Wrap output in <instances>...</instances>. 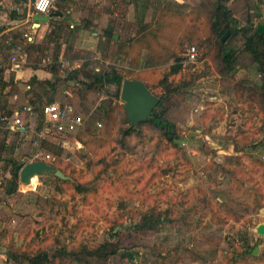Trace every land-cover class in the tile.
I'll return each mask as SVG.
<instances>
[{"label":"rangeland","instance_id":"rangeland-1","mask_svg":"<svg viewBox=\"0 0 264 264\" xmlns=\"http://www.w3.org/2000/svg\"><path fill=\"white\" fill-rule=\"evenodd\" d=\"M211 2L188 0L182 9L187 16L178 34L187 37L183 48L197 46V55L190 61L186 50L180 52L183 61L175 73L169 67L172 59L141 69L130 65L131 56L121 59L114 44L109 51L97 49L102 30L95 37L91 34L94 28L84 35H61L64 58L66 55L75 64L90 71L115 66L123 78L139 75L162 99L156 108L176 124L180 138L174 146L149 123L123 135L127 126L123 102L114 95L121 85H106L83 95L75 94L73 87L62 81L57 82L53 94L44 88V96L71 102L99 130L91 141L82 137L85 143L51 137L41 146L37 132L28 133L22 142L10 141L14 148L7 147L5 157L13 154L23 164L36 159L51 161L66 178L45 173L26 187L17 176L16 192L6 195L9 165L0 171V246L6 249L0 251V264H36L31 254L39 248L58 256L51 264H231L233 252L245 245L244 236L251 252L240 255L235 264H264V235L255 231L256 225L264 222L263 79L257 63L242 49L240 32H228L224 41L219 38L226 47L219 48L210 28ZM229 7L238 28L264 23V1L231 0ZM30 9L34 10L32 5ZM151 15L149 11L147 19ZM175 16L168 23L173 31L180 18ZM120 25L115 27L114 38L127 41L136 31L133 11ZM184 27L187 33L182 32ZM51 28L48 26L41 38L30 40L35 53L30 55L27 48L24 61L19 62L44 68L43 60L51 53L53 42L48 41L47 50L42 39ZM172 29L162 34L172 38ZM177 44L174 41L173 47L179 49ZM229 48L235 50L232 67L223 61ZM10 94L17 97V103L29 96L25 87L20 90L17 84ZM104 100H112L115 108L110 132L104 131V120L93 112ZM45 154L51 159H45ZM230 156L235 157L232 162L227 160ZM78 182L90 183L93 188L78 192L74 187ZM245 193L248 200L241 205ZM148 213L159 215L162 223L137 229L135 225ZM105 242L136 254L127 259L111 253V246L103 251L104 256L83 251L84 245L93 249ZM255 247L257 253L252 254ZM62 250L74 251L81 259L60 255Z\"/></svg>","mask_w":264,"mask_h":264},{"label":"trees","instance_id":"trees-1","mask_svg":"<svg viewBox=\"0 0 264 264\" xmlns=\"http://www.w3.org/2000/svg\"><path fill=\"white\" fill-rule=\"evenodd\" d=\"M15 3L22 4L26 3L27 0H13ZM188 0H184L182 3L177 2L176 0H114L113 5L110 9V18L107 25L102 29V34L98 36L100 40L97 42V49L106 48L107 51L110 50V45L114 44L116 46V53L119 54L121 59H125L128 56H131L130 65L133 67L142 68H152L154 66L158 67L159 65L165 63L166 61L172 59L173 64L169 67L172 72H178L181 68L183 61V56L180 55V52L187 50L188 47L194 46L193 44L187 45L183 48L184 41L187 40V37H184V33L181 35L178 32L180 28L185 25L184 17L187 16L186 13L182 11L184 6L187 4ZM212 9L208 12L209 20L211 22L210 28L212 33L216 38H218V45L221 50H224L226 47L225 44L219 41L226 32H230L233 35L236 32H240L243 36V51L251 55L252 60L257 63L258 71L262 75L264 88V23L258 21L256 24L250 23L248 27H239L237 26V18L232 14V10L229 7V2L231 0H211ZM257 3H263L264 0H256ZM71 0H54L50 11H61L66 14V7ZM65 5V6H64ZM22 10L21 13H18L16 9H10L9 17L11 19H22L26 15V7L19 5ZM129 6H132L134 25H136V31L127 37V41L121 39H115V27L121 28V23L124 22L126 14L129 10ZM32 11V10H31ZM151 11V19H147L148 12ZM155 11V13H154ZM180 15L178 18V27L173 31L172 27H168V23L176 19V16ZM182 17V18H181ZM52 28L47 34L44 35L42 41L45 43V49H49V43L53 42L51 47V53L45 55L48 58V62L45 63L44 68L37 66L36 64H26L30 69L42 68L44 71L48 72L50 75L48 77L39 78L35 74L29 76L22 83L25 87V93L29 95L21 102L17 103L10 102L8 99L9 91L4 92V89L7 85H12L15 82L13 81L10 74L6 75L5 69H10L11 63L10 58L12 56V48L19 47L22 51H25L27 48L29 54L35 53L33 49V42L30 40L27 41L26 38H23L24 28H15L10 30L0 36V54L2 67H0V171H4V166L9 165V175L6 179L4 193L6 195L14 194L17 190V176L19 170L23 163L19 162L17 158L11 154L8 157L4 156V152L7 150V147L14 148L12 139H18L22 142V137L19 136L18 132H11L6 128V123L13 116L15 111L24 112L25 106H31V111L25 113L27 118V126L30 125V122H33V131L37 132L40 124L42 122V106L46 103L54 101L53 96H44L45 93L51 90V94L54 92L52 90L57 89L56 84L58 81L66 82L73 87L75 94L83 95L84 92H87L92 89L106 88V85H116L120 86L123 78L122 73L115 67L109 66L107 69L101 71H90L85 69L83 66L75 64L72 60L68 61V66L66 70L61 69V60L64 58V53L61 50L60 37L65 33L69 35H82L80 29L86 28L88 24H71L68 20L63 18L51 19L49 26ZM167 29H172V35L170 37L164 36L162 33ZM182 32L187 33L188 30ZM189 29V28H188ZM169 39V40H167ZM49 41V43H48ZM177 42V48L173 47V42ZM195 47V46H194ZM197 47V46H196ZM195 47V48H196ZM144 53H141L142 51ZM106 53V51H104ZM102 53V52H101ZM114 54V56H118ZM29 55V56H30ZM122 55V56H121ZM235 55V50L228 49L227 52L223 55V61L227 64L233 60ZM108 57V55H105ZM86 67V64H83ZM155 67V68H156ZM229 67H232L231 64ZM132 79L142 80L138 75ZM143 81V80H142ZM144 82V81H143ZM145 83V82H144ZM146 84V83H145ZM147 86V84H146ZM12 87V86H11ZM10 87V89H11ZM148 87V86H147ZM47 90L44 92L45 89ZM42 89V90H40ZM119 88L114 92L115 96L119 95ZM112 100L102 101L99 106H97L93 112H96V118L104 120V124L107 130L110 132V126H112L114 120V106L112 105ZM71 103V102H69ZM83 108H81L82 110ZM122 111L124 112L125 122L127 123L126 127L123 129V135H129L137 130V127L129 126V122L126 116L124 106L122 105ZM90 118L87 116L85 118V123L83 129L78 131L76 134L71 136L72 140H77L79 142L85 143V136H88L86 139L89 141L92 136L95 135V132L99 130L95 125H91ZM97 122V121H96ZM95 122V123H96ZM149 123L152 126L156 127L159 134L167 142L172 143L174 146H177V140L180 138L178 133V128L176 124L172 121H169L164 116V110L155 108L151 115L144 121L138 122V125ZM91 141V140H90ZM40 145L48 144V139L43 138L40 141ZM60 145V144H59ZM60 149V146H58ZM235 159V157H228L227 160ZM237 160V159H236ZM51 163V161H49ZM3 165V166H1ZM227 170V169H226ZM75 189L78 192L86 193L91 191L93 186L90 183H80L76 184ZM246 190V188H244ZM248 194L243 195V201L241 205L246 204L248 200ZM2 202V196L0 195V203ZM162 223V218L159 215H154L152 213L144 214L140 223L135 226L137 229L151 228L154 224ZM245 245L242 250L233 252V257H231V264H235L240 255L250 254V246L246 242V236L243 237ZM110 243V242H108ZM107 246H111L113 251L111 253L117 252L121 257L127 259H133L136 251L130 249H125L119 247L115 243L99 244L96 248L89 249L84 245L83 251L90 255H103V251ZM122 249V250H120ZM120 251V252H119ZM61 254H72L75 259H81L78 254L74 251L66 252L65 250L60 251ZM56 255V254H55ZM32 259L36 264H51L52 259L58 257L57 255H51L46 249L39 248L34 254H31Z\"/></svg>","mask_w":264,"mask_h":264},{"label":"crops","instance_id":"crops-1","mask_svg":"<svg viewBox=\"0 0 264 264\" xmlns=\"http://www.w3.org/2000/svg\"><path fill=\"white\" fill-rule=\"evenodd\" d=\"M33 2L32 0H27L26 3L18 4L15 3L13 0H0V36L10 30L22 27L25 29L24 33H28L30 36L32 35L31 37L35 40L36 38H41L43 36L44 32L49 26V22L51 19L60 18H50L48 21L39 22L36 25V22L32 19V16L34 15V10L31 11L30 9V6H33ZM53 2L54 0H52V4ZM113 2L114 0H71V2L68 3V7L64 5L66 7V14L63 12L62 13L64 15H71L72 18L76 20L75 24H88L86 28L82 27L80 29L82 35L94 28L95 30L93 29L91 34L95 37L107 25L108 20L110 18L109 12L113 5ZM19 5H22L27 9L25 18L11 19L9 17L10 9H16L18 13L22 12V10L19 8ZM130 10L132 11V6H129L127 14H129ZM11 51V67L10 69H5V73L6 75L10 74V77H12L15 83L12 85H7L4 89V92H10V87H14L16 84L21 90V86L23 87L22 82L33 74H35L39 78L48 77L50 75L43 69H30L26 66V64L19 62L21 61V59L24 61V54H26L24 53V51H21L19 47L12 48ZM13 57L15 59H13ZM19 57L21 58L19 59ZM1 59L2 57L0 54V67L3 66L1 64ZM65 59L71 60L66 55ZM16 98H13V95L9 93L8 99L10 102H14Z\"/></svg>","mask_w":264,"mask_h":264},{"label":"water","instance_id":"water-1","mask_svg":"<svg viewBox=\"0 0 264 264\" xmlns=\"http://www.w3.org/2000/svg\"><path fill=\"white\" fill-rule=\"evenodd\" d=\"M57 17L68 20L72 24L76 23V20L71 15H64L60 11H49L47 14H34L32 19L37 25L39 22H46L50 18ZM227 35L228 32L221 37V40L224 41ZM120 99L123 102L129 126L134 127L138 125V122L146 120L162 101L161 98L151 92L142 80L131 78H124L122 80ZM45 173H53L61 179L66 178L60 169L43 159L25 162L19 170L18 178L20 183L28 187L35 177ZM255 231L260 235H264V222L257 224ZM0 251L5 252L6 249L0 246ZM256 253L257 248L255 247L252 254Z\"/></svg>","mask_w":264,"mask_h":264},{"label":"built area","instance_id":"built-area-1","mask_svg":"<svg viewBox=\"0 0 264 264\" xmlns=\"http://www.w3.org/2000/svg\"><path fill=\"white\" fill-rule=\"evenodd\" d=\"M52 0H34L33 8L34 14H47L50 11ZM27 40H31V36L28 33H24ZM197 50L194 46H190L186 50V56L190 61L196 58ZM13 59H15L13 57ZM48 58H45L44 63L48 62ZM17 64V63H16ZM68 61L66 59L61 60V69L66 70ZM31 111V106H25L24 112L15 111L13 116L6 123V128L11 132H18L22 138H27L28 133L33 131V122L30 125H26L23 114ZM85 118L81 112L77 110L74 104L69 102L52 101L42 106V122L37 131L39 141L43 138H71L78 131L83 129ZM2 118L0 117V120ZM97 126H101V122H96ZM78 142V141H77ZM79 144V143H78ZM45 159H51L49 154L44 155Z\"/></svg>","mask_w":264,"mask_h":264},{"label":"bare ground","instance_id":"bare-ground-1","mask_svg":"<svg viewBox=\"0 0 264 264\" xmlns=\"http://www.w3.org/2000/svg\"><path fill=\"white\" fill-rule=\"evenodd\" d=\"M36 178V177H35ZM32 184V183H31Z\"/></svg>","mask_w":264,"mask_h":264}]
</instances>
